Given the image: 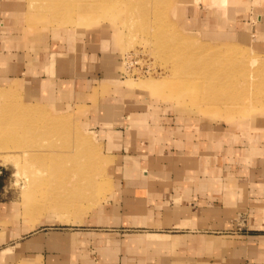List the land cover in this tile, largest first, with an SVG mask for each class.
<instances>
[{
    "label": "crops",
    "instance_id": "1",
    "mask_svg": "<svg viewBox=\"0 0 264 264\" xmlns=\"http://www.w3.org/2000/svg\"><path fill=\"white\" fill-rule=\"evenodd\" d=\"M185 1L177 0L180 17ZM4 5L5 15L22 8L14 0ZM7 18L0 25V86L18 90L26 85L40 99L38 105L55 110L57 105L45 103L46 91L63 88L77 104L93 106L98 120L108 125L115 161L110 198L89 232L80 233L84 248L74 246L73 235L31 234L15 226L11 204L0 198V264H264V125L248 140L254 136L242 128L189 127L175 117L160 119L153 105L145 109L122 89L117 98H97L89 84L96 79L83 76L96 70L83 62L89 55L77 56L74 63L55 42L48 54L63 63L54 73L72 69V75L55 77L49 89V79L34 77L49 59L31 55L28 45L44 33L28 28L26 43L10 32L15 22ZM257 18L264 32V14ZM60 33L74 35L73 30L54 31ZM213 33L218 39L245 38L243 33ZM10 79L19 80L11 84ZM252 117L253 123L263 121ZM79 249L84 257L64 260Z\"/></svg>",
    "mask_w": 264,
    "mask_h": 264
},
{
    "label": "rangeland",
    "instance_id": "2",
    "mask_svg": "<svg viewBox=\"0 0 264 264\" xmlns=\"http://www.w3.org/2000/svg\"><path fill=\"white\" fill-rule=\"evenodd\" d=\"M7 1L0 0V19L10 17L11 22H15L10 32L15 36L19 35L26 43L28 40L25 34L28 28L44 33L43 39L39 42H28V45L31 55H45L46 59H49L46 68L41 66L39 74L34 76L49 79L45 81L49 89L51 80L61 75L54 73L55 67L58 63H63L55 61L54 57L48 54L49 46L52 48L55 42L61 44V51L68 53V60L74 63L78 62L77 56L89 55V58H83V62L95 66L96 70L86 72L83 76L96 79L89 84L94 87V96L97 98L109 97L110 94L117 98V91L122 89L126 92L127 99L140 100L138 103L144 105L145 109H149L148 103L153 105V115L159 116L160 119L175 117L178 124L189 127L219 124L239 130L242 128L249 130L250 135L254 136L248 140L254 139L257 131L264 125V97L255 101L254 106L258 110L256 113L227 112L222 116H208L198 112L196 107L187 101L188 92L184 95L176 94L179 99L172 95L180 80L191 75V67L211 64L210 57L197 58L199 53H218L222 49L225 53H237L236 58L246 62L258 61L257 65L248 66L251 79L248 83L257 96H264V32L260 30L257 18L258 14H264V0H187L184 2L181 17L177 0H131L132 6L134 3L136 5L134 11L130 5H124V0H115V8L112 10L116 13L115 18L80 19L66 24L58 21L56 23L55 17L45 11V0H14L22 3V8L11 9V12L5 15L8 9L4 8V4ZM98 12L99 7L96 6L90 11H84L82 15L90 16L99 14ZM131 13L135 15V19ZM143 17L144 21L141 19ZM1 22L2 19L0 25ZM86 26L89 27L80 28ZM60 30H73L74 35L54 34V31ZM213 32L233 35L243 33L245 38L235 43L224 38L218 39ZM98 65H102L99 70ZM71 70L63 71L62 78L72 75ZM237 79L240 80L239 76ZM10 80L12 84V80L19 79ZM23 83L31 81L24 80ZM242 83L240 80L239 84ZM11 87L13 93L10 91L3 97L2 92L8 91L10 87L0 86V166L3 168V175L0 177V198L11 204L12 222L15 226L29 228L31 234L48 235L58 232L69 238L73 235L72 239L77 243L74 246L84 248L85 239L80 233L89 232L91 221L98 217L113 191L111 165L115 160L110 154L112 146L105 132L108 125L98 120L93 106L90 108L72 101L73 98L66 95L64 88L56 93L52 90L46 91L50 97L46 96L48 99L45 97L46 102H43L57 105L58 110H55L49 106L38 105L40 99H37V96L32 97L26 85L18 90ZM199 100L193 99L198 103L202 101ZM90 101L92 102L89 103L95 104V101ZM137 107L142 109L141 106ZM27 110L31 112L22 113ZM255 115L263 121L253 123L252 116ZM52 118L66 119L71 124V135L86 137L91 144L94 151L93 165L88 171L90 175L87 183L76 180L72 176L73 169L69 166L72 158L70 153L73 155L75 152L74 138L71 144L64 145L63 148L60 138L53 135L48 128L47 134L44 126L47 120ZM31 149L37 151V154ZM23 150L28 152L23 153ZM41 151L44 154L40 153ZM44 155L46 156L41 157ZM9 159L19 162L18 169L22 167L25 170L23 172L28 175L29 181L17 171ZM63 166L67 169L65 172ZM66 172L72 174L71 177L69 175V180ZM62 203L71 205L67 208H54V205ZM77 233L78 239L74 235ZM85 254L83 249H79L64 260L70 259L74 262L75 258H82Z\"/></svg>",
    "mask_w": 264,
    "mask_h": 264
},
{
    "label": "bare ground",
    "instance_id": "3",
    "mask_svg": "<svg viewBox=\"0 0 264 264\" xmlns=\"http://www.w3.org/2000/svg\"><path fill=\"white\" fill-rule=\"evenodd\" d=\"M45 1H46V5L44 6L46 9L45 11L50 12V14H52V16L55 17V22L58 21V22L63 23V24L74 23L76 20H80V19H103L104 17H109L110 19H112V18L116 17V13L112 12V10L115 8V6L113 4V1L115 2V0H45ZM117 2H120V1H117ZM133 2H134V0H133ZM123 3H125L124 4L125 6H127L126 4L130 5L134 11L135 3L132 6L131 0H124ZM96 6L99 7V12H98L99 14H93L90 16H83L82 15V13L84 11H88V10L90 11L92 8L94 9V7H96ZM129 7H126V8H129ZM130 9H129V13H130ZM136 9H137V7H136ZM133 11L131 9V12H133ZM139 12H138V15H139ZM125 14H127V13H125ZM131 15H132V17L135 16L132 13H131ZM140 15H142V13H140ZM133 19H135V18L133 17ZM141 19H142V21H144V17ZM39 20H41V19L39 18ZM144 26H145V24L143 25V27ZM155 30H157V29H155ZM223 38L227 39L226 41H232V42L234 41L235 43H237L238 42L237 40L240 39L237 37H230V36L229 37H223ZM185 41H186V39H185ZM203 50H208V48H203ZM203 56L204 57H210L211 59H210L209 63H211L212 65L207 63V65H208L207 66L206 63H204V64H202V66H199V64H198L199 67H197V68L191 67V71H189V73L191 75L180 80V82L178 83L179 84L178 88H176V91L173 92L172 95H175L179 99V96L176 94L184 95L185 93L188 92L187 93L188 97L186 98L187 101L190 104L194 105V107H196L198 112H201L203 114H207L208 116H210V115L222 116L224 113H227V112L231 113V114L246 113V112H250V111H252L253 113L254 112L256 113L258 110H256L254 103L256 100H258V98H261L264 96H260V97L257 96L253 92V90L251 89V84L248 83L251 81V79L249 78V75H250L249 71L250 70L248 69L249 68L248 66H254V64H256V62H258V61L253 60L252 62H250V61L246 62V60L238 59V57L236 58L237 53H225V51H223L222 49H220L218 51V53H199L197 58H202ZM197 61H199V60L197 59ZM239 62H241V64ZM262 62H259V63L262 64ZM237 63H239V64H237ZM232 65H234V66L232 67ZM238 76H239V79L242 80V82H243L242 85L239 84L240 80L237 79ZM242 78H244L245 80H243ZM9 87L10 88H8V91L2 92L1 95L3 97L7 96L8 92H10V91H11V93H13L12 87L11 86H9ZM5 88H7V87H5ZM194 98L200 99L202 101L199 103L195 102V101H193ZM32 109H34V108H32ZM30 112H31L30 110H27V111H24L22 113L28 114ZM36 112H38V111L36 110ZM41 114H42V112H41ZM36 116H38V115H36ZM43 119H41V120H43ZM49 119L47 120L46 126H44V127H45V129L48 128L50 130V132H52L53 135H56V136H58V138H60L63 148H65L66 145L71 144L70 142H72V139L74 138L75 147L73 149L75 150V152L73 153V155H72V153L69 152L71 154L70 157H72L71 160L69 161V166L71 165L70 168L73 169L74 172L72 171V173H74V174L72 175L71 172L67 174V172L71 171V169H69V171L66 172V175H68V180L70 179L69 175H70V177L72 175L75 177L76 180H78L80 182H84V184L87 183L89 180L88 177L90 175V174L88 175V171L90 170L91 166L93 165L92 164V156L94 154V151L91 148V144H89V141L86 137H83V136H77V137L74 136L73 137L71 135V130H72L71 124L66 119L57 118L55 120V118H54V120H53V118H52V120H50V121H49ZM42 122H44V120ZM35 127H36V125H35ZM46 130H43V131L46 132ZM47 134H49V131ZM31 150L37 154V151L35 152L33 149H31ZM32 151H30V152H32ZM22 152L27 153L28 151L23 150ZM40 153L44 154L43 151H41ZM45 156L46 155L41 156V157H45ZM9 161L11 162V164H13V166L17 169V171L19 173L21 172V175H23L24 178L27 181H29L28 175H26V173L23 172L25 170L22 167L20 169H18L17 165L19 164V162L16 160L18 163L17 164L14 160L9 159ZM46 162H47V159H46ZM63 167H64V172H65V170H67V169L65 166H63ZM64 175H65V173H64ZM61 177H63V176H61ZM61 177H60V179H61ZM65 193H66V191H65ZM53 199H56V198H53ZM70 205L71 204H67V203L56 204V205H54V208L61 207V206L63 208H67Z\"/></svg>",
    "mask_w": 264,
    "mask_h": 264
},
{
    "label": "built area",
    "instance_id": "4",
    "mask_svg": "<svg viewBox=\"0 0 264 264\" xmlns=\"http://www.w3.org/2000/svg\"><path fill=\"white\" fill-rule=\"evenodd\" d=\"M3 175V168L0 166V177Z\"/></svg>",
    "mask_w": 264,
    "mask_h": 264
}]
</instances>
